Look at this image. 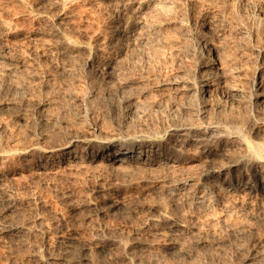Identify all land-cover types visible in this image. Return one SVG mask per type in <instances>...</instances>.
<instances>
[{
	"label": "bare ground",
	"instance_id": "bare-ground-1",
	"mask_svg": "<svg viewBox=\"0 0 264 264\" xmlns=\"http://www.w3.org/2000/svg\"><path fill=\"white\" fill-rule=\"evenodd\" d=\"M71 1L53 2L58 22L67 19L63 11ZM102 1L109 6L100 10L99 4L94 6L103 14L104 25L97 30L101 33L94 34L99 38L92 45L84 43L85 38L84 44L76 45L57 30L47 36L34 31L26 38L24 26L20 29L15 20L24 12L21 0H10L11 10L0 13V77L6 85L0 94V115L19 105L13 120L22 124L27 106L43 111L55 102L64 109L57 102L65 100L67 108H77V123L98 114L112 127V132L103 131L93 119L94 127L87 132L74 127V121L43 113L44 120L67 131L61 137L54 132L53 137L34 138L26 145L22 138L21 146L7 141L0 148L3 256L12 259L18 247L30 264H96L100 259H110L111 264L179 260L193 264L205 248L220 255L228 248L233 250L231 258L222 264H264V0ZM37 14L47 16L43 9ZM3 39L14 40L15 47L3 44ZM137 61L140 65L135 67ZM79 72L94 83L82 94H77L82 83L75 88L77 93L69 89L78 82L74 78ZM15 95L22 96L19 104ZM5 129L1 124L0 135ZM14 161V170L8 169ZM23 171H28L25 180L22 177L27 187L74 174L94 184L90 181L91 195L80 200L77 195L75 204L71 191L57 192L65 206L63 212L59 208L62 213L21 220L23 203L14 188L18 185L10 181ZM136 187L144 189L138 198L133 191L136 199L117 195ZM83 211L86 231L88 224L94 227L87 234L71 226L74 213ZM124 214L127 232L102 229L104 220Z\"/></svg>",
	"mask_w": 264,
	"mask_h": 264
},
{
	"label": "rangeland",
	"instance_id": "rangeland-1",
	"mask_svg": "<svg viewBox=\"0 0 264 264\" xmlns=\"http://www.w3.org/2000/svg\"><path fill=\"white\" fill-rule=\"evenodd\" d=\"M22 1V6H23V8L22 9H24V12L23 13H20L17 17H16V19L15 20H17V22H18V24H19V28L21 29V27L22 26H24V28L22 27V31L24 32V34H25V37L26 38H28V37H30V34L31 33H34V31H37L38 33H44V35L46 34V36L47 35H49L48 34V32H52V30H57L58 31V33H60V34H64V35H67L68 37H70V39L71 40H73L74 41V43L76 44V45H82V44H84V43H86V44H91L92 45V43H95V39H96V37L97 38H99V35H97L96 37L94 36V34L95 33H97V32H100L101 33V31H97L99 28H102L103 27V25H104V21H103V14H100V12H99V10L101 9V8H103V7H108L109 5H108V2H104V4H103V1L102 0H72L71 2H66V6H65V11H63L64 12V15H67V19L66 20H64V21H62V22H58L57 20H56V16H55V11L53 10V8H52V4H53V2H55L56 0H25V2H24V0H21ZM30 1V2H29ZM93 1H95V2H93ZM101 1V2H100ZM3 2H5L6 4H4ZM3 2H2V0H0V7H2V8H0V13L1 12H3V11H10L11 10V3H10V0H3ZM8 2V3H7ZM33 2V3H32ZM37 2V3H36ZM87 2V3H86ZM1 3L3 4L2 6H1ZM10 3V5H8ZM29 3V4H28ZM30 3H31V5H30ZM42 3V4H41ZM48 3V4H47ZM95 3V4H94ZM106 3V4H105ZM35 4V5H34ZM39 4H41V5H39ZM99 4V5H98ZM7 5V6H6ZM36 5H38V6H36ZM44 5V6H43ZM90 6V7H88V8H85V7H87V6ZM91 5H93V7L91 6ZM95 5H98L99 7V10H97L98 8H97V6L96 7H94ZM4 6H6L7 7V9L5 10V8L6 7H4ZM36 8H34V7ZM41 6V7H40ZM11 7V8H10ZM43 7V8H42ZM9 8V9H8ZM38 8V9H37ZM41 8V9H40ZM93 8L95 9V10H93ZM3 9V10H2ZM42 9H43V11H46L47 12V16L45 17V18H42V17H40L39 18V16H38V12L39 11H42ZM48 9V10H47ZM83 9V10H82ZM91 9V10H90ZM88 10H89V12H88ZM96 10H97V13L95 14V12H96ZM26 11V12H25ZM87 11V12H86ZM80 12V13H79ZM85 12V14H83ZM91 12H94V14L93 13H91ZM49 13H51V14H49ZM68 13V14H67ZM87 13V14H86ZM89 13H91V14H89ZM74 14V15H73ZM77 14V15H76ZM93 14V15H92ZM99 14H100V16H99ZM80 15V16H79ZM88 15V16H87ZM94 15H98V16H95L96 18H94ZM33 16V17H32ZM34 16H35V18H34ZM84 16V17H83ZM20 17H21V19H20ZM30 17V18H29ZM82 17V18H81ZM87 17V18H86ZM91 19V21H90V19ZM101 17V18H100ZM27 18V19H26ZM40 20H39V19ZM71 18V19H70ZM84 18V19H83ZM100 18V19H99ZM24 19V20H23ZM25 19H26V21H25ZM29 19V20H28ZM32 19V20H31ZM36 19V20H35ZM44 19V20H43ZM82 19V20H81ZM71 20V21H70ZM93 20H95V22H93ZM97 20V21H96ZM25 21V22H24ZM43 21V23L41 24V22ZM44 21H45V23H44ZM100 21H101V23H100ZM21 22H22V24H21ZM28 22V23H27ZM30 22V23H29ZM48 22V23H47ZM58 22V23H57ZM64 22V23H63ZM72 22V23H71ZM35 23H39V24H35ZM27 24V25H26ZM34 24V25H33ZM43 24H45V25H43ZM53 24H55V25H53ZM63 26H62V25ZM102 24V25H101ZM39 25H41V29L42 30H40V26ZM49 25V26H48ZM69 25V26H68ZM72 27H71V26ZM76 25V26H75ZM25 26H26V28H25ZM37 26V27H36ZM39 26V27H38ZM46 26V27H45ZM53 26H54V28H53ZM62 28H61V27ZM67 26V27H66ZM85 26V27H84ZM43 27H45V28H47V29H45V28H43ZM92 27H94V28H92ZM97 27V28H96ZM32 28V29H31ZM53 28V29H52ZM65 30H64V29ZM73 28V29H72ZM78 28H79V30H78ZM92 28V29H91ZM26 29V30H25ZM46 31H45V30ZM60 29V30H59ZM71 30V31H69V30ZM88 29V30H87ZM89 29H91V30H89ZM93 29H94V31H93ZM32 32H31V31ZM64 30V31H63ZM85 30V32L83 33V31ZM42 31V32H41ZM44 31V32H43ZM69 31V33H71L72 32V34L70 35L69 33H67ZM88 31H90V32H92V33H88ZM26 32V33H25ZM46 32V33H45ZM66 32V33H65ZM75 32V33H74ZM78 33V34H77ZM88 33V34H87ZM27 34V35H26ZM73 34H74V36H73ZM77 36H76V35ZM28 36V37H27ZM93 36V37H92ZM73 37H75V38H73ZM101 37V36H100ZM79 40H81V41H79ZM82 38H85V42H84V39H82ZM91 38V39H90ZM29 39V38H28ZM28 39H26V40H28ZM77 39V40H76ZM83 40V41H82ZM10 43H9V42ZM11 41H14V40H11ZM10 40H7V39H3L2 40V42H3V44H6V45H9L11 48L13 47H15V44H14V42H11ZM17 41V40H16ZM6 42V43H5ZM20 42H22V41H20ZM84 42V43H83ZM2 44V45H3ZM14 45V46H13ZM31 45V44H30ZM24 47H26V48H28L27 46H25V45H23ZM25 51H26V49H25ZM103 60L102 59H100L99 60V63H100V65H102L103 64V62H102ZM102 62V63H101ZM133 65L136 67V65L137 66H139L140 65V62L139 61H137L135 64L133 63ZM75 73H76V70L74 71ZM77 74H79V75H76V77L74 78V81H78L77 83H75V82H72V84H71V86L69 87V89H72L73 91H74V93L77 91V89H75V88H80L81 87V84L80 83H82V87H87L85 90H84V88H83V91H82V87H81V92L78 90L76 93L77 94H82L83 92H85L87 89H89L90 87L89 86H93L92 85V83H93V81H90V80H87L89 83H91V84H88V82H86V80H84L83 78H82V76H83V74L81 73V72H79V73H77ZM18 78V77H17ZM122 78H125V77H122ZM19 79V78H18ZM76 79H78V80H76ZM14 80H16V79H13V80H10V81H8V84L9 85H12V84H14L15 83V81ZM83 80V81H82ZM123 81H124V79H123ZM2 82V83H1ZM87 84V85H85L84 86V84L85 83ZM94 84V83H93ZM5 85V83L2 81V78L0 77V94L1 93H3V92H6V85ZM77 85V86H76ZM79 85V86H78ZM27 87V86H26ZM29 88H30V86H28ZM5 90V91H4ZM71 90V91H72ZM128 90V89H127ZM126 90V92L125 93H123V95L124 94H126L127 96L130 94V93H132L133 91H134V88H132V90L130 89V90H128L127 91ZM60 91V90H59ZM72 91V92H73ZM98 91H100V89H98ZM130 91V92H129ZM132 91V92H131ZM129 93V94H128ZM36 93H34V96L36 97V96H38V94L37 95H35ZM46 95H48L49 96V94H46ZM34 96H31L30 98H35ZM127 96H125L124 95V97H127ZM124 97H122V98H124ZM22 98V96L21 95H15V102H18L17 104H19L20 102V99ZM60 102H57L58 104H60V105H63V106H65V107H63L64 109H61V108H59V107H57V105H54V104H56L55 102L54 103H50V105H48L46 108H48V111H47V109L45 108L43 111H37V110H35V109H33L32 110V108H31V106H27V109H26V112H25V115H26V117H27V119H29V120H27L26 119V117H25V119H24V123L22 122V124L20 123V124H18L16 121H14L13 120V117H14V115H16V113H17V108H18V106L19 105H17L15 108H13L14 109V112H12L13 111V109H11V110H9V111H7L6 112V114H2V115H0V118H1V120H0V125L1 124H6V129H5V132H4V134L3 135H0V148H3L5 145H6V142L7 141H9V142H12L14 145H18V146H21V144H23V142H24V145H26V144H28V143H30L31 141H34L36 138H39V137H41V136H44L45 137V135H46V137H48V136H51V137H53L52 135L54 134V132H55V134H56V136L58 135L59 137H61L62 136V133L64 132V131H67V130H63L62 128H60V127H58V125L57 124H50L49 122H47L46 120H44L45 118H44V116L43 115H50L49 117H54L55 119H57V120H62V121H67V120H69V121H67V122H69V123H73V121H74V127H76V128H79L80 130H84V131H87L88 132V130L89 129H91L92 127H94V126H92V125H94V122H97L98 121V123H99V128L101 129V130H103V131H106V132H112V127H111V125H110V123H109V120L107 121L106 119H100V117H99V115L98 114H96V115H94V117L96 118H94V117H92V121L91 120H89V119H87V122H86V120H82L81 121V123L80 122H78L77 123V117L75 116V114L77 115V112H78V110H77V108H73V109H71L72 107H68L67 108V102H65V100H59ZM116 101L119 103V101H118V99H116ZM62 102V103H61ZM65 103H67V104H65ZM67 105V106H66ZM31 109H30V108ZM52 107V108H51ZM57 107V108H56ZM56 108V109H55ZM59 108V109H58ZM76 109V110H75ZM91 109V108H90ZM31 110V111H30ZM58 112H57V111ZM66 110V111H65ZM67 110H69V111H67ZM74 111V113H72L73 111ZM54 111V112H53ZM62 111H64L65 113H67L69 116H67V115H65V113H62ZM72 111V112H71ZM10 112V113H9ZM16 112V113H15ZM36 112V113H35ZM40 112H42V113H40ZM60 112H61V114H60ZM44 113V114H43ZM55 113H57V115L55 114ZM69 113H72V114H69ZM29 114L31 115V116H29ZM43 116V118L41 117V115ZM12 115V116H11ZM28 115V116H27ZM63 115H65V118H64V116ZM72 115H74V116H72ZM2 116V117H1ZM3 116H6L7 117V119H6V117H3ZM56 116V117H55ZM121 115H119L118 114V116H116L117 118V120H120V117ZM12 117V118H11ZM41 117V118H40ZM61 119H60V118ZM67 117V118H66ZM8 118H9V120H8ZM70 118V119H69ZM99 118V119H98ZM6 119V120H5ZM71 119H73V120H71ZM77 121H76V120ZM93 119H94V122H93ZM115 119V120H116ZM3 120H5L4 122H3ZM99 120H100V122H99ZM104 122H103V121ZM12 121V122H11ZM14 121V122H13ZM44 121V122H43ZM45 121H46V123H45ZM90 121H91V124H90ZM12 123V124H10V123ZM43 122V123H42ZM85 122V123H84ZM119 122V121H118ZM18 125H17V124ZM49 123V124H48ZM76 123V124H75ZM109 123V124H108ZM14 124H15V126H14ZM78 124V125H77ZM79 124H81V125H79ZM84 126H83V125ZM87 124V125H86ZM106 124V125H105ZM11 125H13V126H11ZM17 125V126H16ZM44 127H43V126ZM49 125V126H48ZM51 125V126H50ZM54 125V126H53ZM110 125V126H109ZM56 126V127H55ZM78 126V127H77ZM83 126V127H82ZM88 127V129H87V127ZM101 126H102V128H101ZM10 127V128H9ZM16 127V128H15ZM17 127H18V129H17ZM19 127H21L20 129H19ZM48 127V128H47ZM50 127V128H49ZM110 127V128H109ZM57 128V129H56ZM60 130H59V129ZM82 128V129H81ZM84 128V129H83ZM104 128V129H103ZM93 129V128H92ZM106 129V130H105ZM31 130H32V132H34V133H32L31 132ZM41 130V131H40ZM54 130V131H53ZM57 130V131H56ZM20 131H22V132H20ZM26 131V132H25ZM59 131V132H58ZM62 131V132H61ZM8 132V133H7ZM29 132V133H28ZM46 132V133H45ZM49 132L51 133V134H49ZM53 132V133H52ZM58 132V133H57ZM22 133V134H21ZM26 133H28L29 135H30V137H33V135H34V137H33V140H32V138H30L29 137V135L27 136L26 135ZM5 134H10V135H8L7 137H6V135ZM33 134V135H32ZM39 136H38V135ZM60 134V135H59ZM16 135V136H15ZM32 135V136H31ZM3 136V137H2ZM21 136V137H20ZM25 136H27V137H25ZM57 136V137H58ZM4 137H6V138H4ZM16 137V138H15ZM18 137V138H17ZM12 138V139H11ZM14 138V139H13ZM24 139V141H23V139ZM27 138H30L29 140L27 139ZM35 138V139H34ZM4 139H5V141H4ZM8 139V140H7ZM16 139V140H15ZM17 139H18V142H17ZM21 141V143H20V141ZM23 141V142H22ZM4 143V145H3V143ZM9 142H7V143H9ZM16 142L17 143H19V144H16ZM2 143V144H1ZM3 146V147H2ZM10 164V165H9ZM8 164V169H12V170H14V165L16 164V161H14V162H11V163H9ZM14 164V165H13ZM0 167H2L1 165H0ZM7 167V166H6ZM10 167V168H9ZM10 169V170H11ZM28 171H23V172H21V176H19L20 174H15L16 175V180L15 179H12V181H10V182H13L12 184L14 185H18V188H17V186H14V188H16L17 190H20V191H22V192H18V191H16V189H15V195H16V197H17V199H18V202L20 203L21 202V205H22V203H23V207L21 208V206H20V210L22 211L21 213H20V215L18 216L19 217V219H21V220H24L25 218H27V216H28V218H30L31 217V219H32V217H35V216H38V217H43V218H46V217H52V215L54 216L55 214H57V213H62L63 211H64V208H65V206H64V204H60V202L61 203H63V201L62 200H60L59 199V195H58V193H60V192H64V191H71V194L73 195V200H74V204L76 203V201L78 202L81 198L80 197H84V196H89V195H91L89 192V190H90V187H91V184L93 183V181L92 180H89L88 178H85V177H82L81 175H80V177H78L76 174H74V175H71V176H62L61 178L59 177V180L57 181V180H55V181H57V182H54V181H51V182H47V184H43V185H37L36 183H33V185L31 184L29 187H27L26 185H24V184H26L25 183V181H23V179H24V174L26 175V174H28L27 173ZM23 175V176H22ZM22 180H20L19 178ZM22 177H23V179H22ZM72 177V178H71ZM67 178H69L68 179V182L66 183V181H67ZM77 178V179H76ZM81 178V179H80ZM85 178V179H84ZM61 179V180H60ZM63 179V180H62ZM66 179V180H65ZM71 179V180H70ZM75 179V180H74ZM14 180V181H13ZM17 180H19V181H17ZM25 180V179H24ZM80 180V181H79ZM81 180H85V181H82V184H81ZM62 181H64V182H62ZM72 183H71V182ZM86 181H87V183H86ZM92 183H91V182ZM9 181H7L6 182V184L7 185H12L11 183H10ZM20 182V183H19ZM24 182V183H23ZM59 182H60V185H59ZM75 182V183H74ZM17 183H19L20 185H21V183H22V185L20 186L19 184H17ZM54 183H57V185L56 184H54ZM78 185H77V184ZM90 183V184H89ZM52 184H54V186L52 185ZM67 184H69V185H67ZM72 184V185H71ZM94 184V183H93ZM92 184V185H93ZM47 185V186H46ZM61 185L63 186L64 185V187H61ZM67 185V186H66ZM74 185V186H73ZM79 185L81 186V187H79ZM22 186H24V188L22 189ZM34 186H38L37 188L35 187V188H33L32 189V187H34ZM41 188H40V187ZM43 186H45V187H43ZM51 186V187H50ZM55 186H57L56 188L58 189V191H56L57 189L55 188V189H53ZM89 186V187H88ZM48 189H47V188ZM73 188V190L71 189V188ZM83 187H84V189H83ZM26 188V189H25ZM30 188V189H29ZM39 188L40 189H42V188H44V189H42V190H39ZM45 188H46V190H48L49 192H47V191H45ZM49 188H50V190H49ZM52 188V189H51ZM61 188H63V190L61 189ZM65 188H67V189H65ZM85 188H87V189H85ZM89 188V189H88ZM65 189V190H64ZM83 189V190H82ZM137 189V190H136ZM33 190V191H32ZM39 190V191H38ZM54 190V191H53ZM60 190V191H59ZM75 190V191H74ZM87 190V191H86ZM132 190V191H131ZM135 190V191H134ZM27 191L28 192H30V193H27ZM37 191V192H36ZM133 191L135 192V197L136 198H138V196L141 194V191L143 192L144 191V189H138L137 187L136 188H129V189H124V190H121V191H119V193L117 194L118 195V197L119 198H122V199H136L135 197H134V193H133ZM32 192V193H31ZM39 192V193H38ZM46 192V193H45ZM55 192V193H54ZM58 192V193H57ZM74 192V193H73ZM79 192H81V193H79ZM121 192V193H120ZM132 192V193H131ZM138 192V193H137ZM139 192H140V194H139ZM17 193V194H16ZM20 193H22V195L20 194ZM23 193H24V195H23ZM49 195H48V194ZM124 193V194H123ZM130 193H131V196H130ZM31 195V196H29V195ZM34 194H35V196H34ZM53 194V195H52ZM121 194V195H120ZM33 195V196H32ZM54 195H58L57 197L56 196H54ZM75 195V196H74ZM78 195V196H77ZM129 195V196H128ZM22 198L21 200H20V198ZM27 196V197H26ZM40 196V197H39ZM46 196V197H45ZM76 196H77V199H79V200H76ZM121 196H124V197H121ZM27 198V200L29 201V202H27V203H29V204H27L26 203V198ZM37 197V198H36ZM53 197V198H52ZM133 197V198H132ZM26 201H25V200ZM32 199V200H31ZM35 199H37V200H35ZM51 199H52V201H51ZM58 199V200H57ZM47 200V201H46ZM76 200V201H75ZM36 201V202H35ZM57 201V202H56ZM60 201V202H59ZM50 204H49V203ZM26 203V204H25ZM39 204V205H38ZM53 204V205H52ZM59 204V205H58ZM26 205H28V206H26ZM29 205H30V207H29ZM41 205V206H40ZM64 206V207H62V206ZM34 206V207H33ZM38 206V207H37ZM39 207H42V208H39ZM62 209L63 208V210H62V212L60 211V209ZM40 209H42V210H40ZM48 209H50V210H48ZM54 209H56V210H54ZM27 210V211H26ZM59 210V211H58ZM39 211H40V213H41V215L39 216ZM24 212V213H23ZM50 212H51V214H50ZM52 212H54L53 214H52ZM35 213V214H34ZM44 213V214H43ZM47 213V214H46ZM83 213H84V211L83 212H80V214L78 213V214H75L74 213V223L72 222V221H70L69 220V222H72V224L71 223H69V224H71V226H75L74 228L75 229H77V230H79V231H81L82 233H84V234H87L89 231H90V229H91V227H93V225L90 223V225L88 224L87 225V229L89 230V231H86V229H85V226H84V221H83V218H81V216H83ZM24 214V215H23ZM33 214H34V216H33ZM77 215V216H76ZM69 216V215H68ZM68 216H67V218H68ZM79 216V217H78ZM25 217V218H24ZM126 217V218H125ZM68 219H71V218H68ZM76 219V220H75ZM127 221V216H126V214H124L121 218L119 217V219H110L111 220V222H112V220L115 222V224H114V222H112V224H111V222H109L110 220L109 219H107V221L106 220H104L103 221V225H101V227H102V229L104 228V229H111V231H112V234H114L115 232V234H118L117 232H119V231H121L123 228H124V230H122V231H125V232H127V229H128V225H127V223H126V221ZM118 220V221H117ZM120 220V221H119ZM125 222H124V221ZM57 221H59V220H57ZM56 221V222H57ZM117 221V222H116ZM80 222H82L83 223V225L80 223ZM122 222V223H121ZM109 223V224H108ZM117 223V224H116ZM126 223V224H125ZM78 224V225H77ZM108 224V225H107ZM125 224V225H124ZM105 225V226H104ZM111 225H112V228H111ZM115 225V226H114ZM77 226V227H76ZM84 226V227H83ZM107 226H108V228H107ZM119 226H121L120 228H119ZM123 226V227H122ZM80 228V229H79ZM94 228V227H93ZM126 228V229H125ZM114 229V230H113ZM117 229H119V230H117ZM129 230V229H128ZM115 231V232H114ZM222 236H224L225 234L224 233H220ZM219 236V235H218ZM238 241V242H237ZM236 244H238V245H240V243L241 244H243V241H240V240H235L234 241ZM240 242V243H239ZM237 245V248L239 247V248H241V246H238ZM1 248V247H0ZM18 247L17 248H15V255L12 257V259H10V258H5L6 256L4 255L3 256V249L1 250L0 249V255H1V257H0V261L2 262L3 260L4 261H8L9 260V262H6L7 264H30V263H27V261L26 260H23L24 259V249H18ZM228 248H225V251H226V253H224V254H222V255H220L219 254V252L217 253V251H215V250H211L210 248L207 250V248H205L204 250H202V253L201 252H199V254H197L198 255V260H199V262H206V263H209V264H213L212 262H214V264H215V261H216V264L218 263V264H222V263H224L225 262V259L226 260H229V258H231V254H229L230 252H232L233 250H231V249H228L229 250V252H228V250H227ZM206 250V251H205ZM18 251H21V252H23V254L21 253V252H19V254H18ZM77 250H74V255L75 256H77L78 255V251L76 252ZM212 251L214 252V253H212ZM211 253V255L209 254V253ZM206 253H207V255H206ZM227 253H228V255H229V257H228V255H227ZM18 254V255H17ZM21 254V255H20ZM203 255V254H205V256L203 255L202 257H201V255ZM18 257H17V256ZM22 258H21V257ZM200 256V257H199ZM206 256L208 257L207 259L209 260L208 262H207V260H206ZM210 256V257H209ZM214 256H220V259H218L217 257H214ZM215 259H214V258ZM227 257V258H226ZM4 258V259H3ZM201 258V259H200ZM209 258H211V259H209ZM224 260H223V259ZM2 259V260H1ZM7 259V260H6ZM14 259H15V261L17 262H15L14 263ZM204 259V260H203ZM219 261H218V260ZM11 260H12V262H11ZM18 260V261H17ZM101 260V261H100ZM100 260H97V262H96V264H98V262L101 264H111V260L110 259H104V260H102V259H100ZM223 260V261H222ZM20 261H22V262H20ZM210 261H211V263H210ZM222 263H221V262ZM26 262V263H25ZM107 262V263H106ZM159 261H155L154 263H156V264H172L173 262H169V261H166L165 263L163 262H159ZM168 262V263H167ZM199 262H197V260H195L194 262H193V264H198ZM4 264H5V262H3ZM153 263V264H154ZM186 264V262H182V260H179L178 261V263H173V264ZM188 264H192V262H190V263H188Z\"/></svg>",
	"mask_w": 264,
	"mask_h": 264
}]
</instances>
